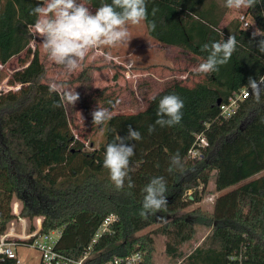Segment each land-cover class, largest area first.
Listing matches in <instances>:
<instances>
[{
  "label": "trees",
  "instance_id": "obj_1",
  "mask_svg": "<svg viewBox=\"0 0 264 264\" xmlns=\"http://www.w3.org/2000/svg\"><path fill=\"white\" fill-rule=\"evenodd\" d=\"M41 2L0 0V64L29 49L36 20L31 9ZM85 2L97 9L111 0ZM219 6L217 0H147L148 19L156 24L154 31L147 30L158 42L204 60L203 44L227 40L234 34L237 49L218 72L205 74L204 81L193 86L174 81L157 92L144 110L112 114L105 123L104 142L91 151L75 136L66 105L54 107L59 94L50 93V84L42 81L45 66L39 53L22 60L29 63L9 80L21 84L20 88L0 93V233L13 219V202L18 200L24 216L32 221L43 217L44 231L61 229L60 250L79 258L113 214L117 219L94 244L95 255L90 260L91 264H104L115 256L151 250L152 234H136L163 217L166 222L153 234L166 237V252L174 259L183 256L182 246L193 239L197 224L212 228L180 264H229L230 255L242 248L252 262L264 264V96L259 103L252 96L242 100L226 119L220 118L217 104L245 88L250 76H264V54L256 46L264 37L252 40L251 21L247 28L237 19L223 25L228 9ZM153 8L158 9L155 16ZM248 14L256 28L264 31V0H257ZM3 79L0 69V85ZM168 94H177L184 101L182 121L174 127L157 126L149 134L148 126L157 118L158 101ZM129 126L142 135L138 142H126L135 144L130 163L135 186L128 189L126 182L123 190H117L103 159L107 144L117 135L126 136ZM202 132L209 145L203 158L194 163L188 152ZM177 152L186 169H194L179 179L167 171L171 156ZM158 176L167 181L168 208L142 217L143 188ZM212 177L221 192L212 210L206 213L195 208L176 216L200 199L187 192L194 188L198 193L200 186L205 189ZM145 262L144 258L142 264ZM1 264L15 261L6 259Z\"/></svg>",
  "mask_w": 264,
  "mask_h": 264
},
{
  "label": "rangeland",
  "instance_id": "obj_2",
  "mask_svg": "<svg viewBox=\"0 0 264 264\" xmlns=\"http://www.w3.org/2000/svg\"><path fill=\"white\" fill-rule=\"evenodd\" d=\"M82 2L95 11L85 0ZM221 9L225 0H217ZM247 11V13H246ZM245 14L253 24L250 31L256 29L255 22L248 9H228L223 18V25L232 20H241ZM243 25V24H242ZM129 31L133 37L128 45L122 44L113 48L101 47L89 53L81 66L73 73H67L62 66L50 61L47 52L42 46L41 38L35 34L29 45V49L22 54L13 57L8 63L1 64L4 79L1 83V92L17 90L21 84H11L10 79L17 70L24 68L29 61L23 59L34 57L38 52L41 61L45 66V73L42 81L48 84L60 83L67 88L75 89L80 99L75 106L66 105L72 128L75 136L85 142L88 151L98 148L104 142L103 126L92 125L91 112L100 107H109L112 114L137 113L147 108L150 99L160 90L164 89L174 81H182L188 86H193L205 80V74L195 71L196 67L203 62V59L195 54L185 51L176 46H168L158 42L149 35L145 22L139 25H129ZM187 192L190 197L197 194L200 199H196L184 210L175 214L182 216L188 214L195 208H200L202 212H210L213 208V201L209 199L212 195L221 193L216 190L214 178L204 189L200 186ZM166 221L159 218V223H154L150 227L137 233L136 236L152 234L154 244L151 250H144L145 264H180L185 256H188L196 249L205 237L212 231V228L203 224L195 226L196 233L192 240L182 246L183 256L174 259L166 252V237L164 235L153 234V230L160 227ZM19 255L24 264H39L40 252L29 247L19 249Z\"/></svg>",
  "mask_w": 264,
  "mask_h": 264
},
{
  "label": "clouds",
  "instance_id": "obj_3",
  "mask_svg": "<svg viewBox=\"0 0 264 264\" xmlns=\"http://www.w3.org/2000/svg\"><path fill=\"white\" fill-rule=\"evenodd\" d=\"M257 0H225L227 9H248L255 7ZM158 11L152 9V16ZM31 15L36 17L33 25L35 34L42 40V46L48 54L50 61L62 66L67 73L76 71L89 53L95 49L106 47L113 48L127 44L133 38L129 25L147 23L149 30L156 28L155 21H149L147 0H111V3H102L94 12L82 0H42L31 9ZM264 37V31L256 28L252 33V40ZM251 43V41H250ZM238 40L230 34L227 40L205 43L201 51L206 53V58L195 71L200 74H212L226 65L236 51ZM259 53L264 54V39L257 42ZM246 95H251L257 103L264 96V76L259 79L248 78L244 85ZM50 93H58L59 101L54 107L65 105L75 106L80 95L75 89L67 88L64 84L51 83ZM155 100V97H152ZM184 101L177 94L162 96L156 109V120L148 126L149 134L156 127H174L181 123L183 118ZM92 125L103 126L112 119L109 107L97 106L91 112ZM142 135L138 130L128 127V134L124 137L116 136V140L107 144L103 159V167L109 171V178L117 190H123L135 185L131 179V158L135 155V144L127 141L138 142ZM169 173H176L177 179L194 169H186L185 161L177 152L172 155L167 168ZM144 196L140 215L147 218L158 212H165L168 208L167 194L169 188L164 176L153 177L143 188ZM160 219H164L160 217Z\"/></svg>",
  "mask_w": 264,
  "mask_h": 264
},
{
  "label": "built area",
  "instance_id": "obj_4",
  "mask_svg": "<svg viewBox=\"0 0 264 264\" xmlns=\"http://www.w3.org/2000/svg\"><path fill=\"white\" fill-rule=\"evenodd\" d=\"M241 21L244 28L250 26V22L245 15L241 16ZM17 87L20 88V86ZM245 93L246 88H241L235 91L227 101L222 102L219 105L220 118H229L236 111L239 103L251 96ZM208 145L209 140L206 134L204 132L197 134L195 143L188 152L189 158L194 163L200 161L204 156L203 150ZM216 197L217 194L212 195L209 199L214 202ZM13 213V219L8 222L5 230L0 233V264L4 263L6 259L14 260L15 264H24L19 255V249L22 247H29L39 251V264H91L90 260L95 255L93 250L94 244L98 242L100 237L109 230L111 224L117 219V216L113 214L107 217L98 229L95 238L85 254L79 258H74L63 253L59 248L60 238L62 236L61 229L44 231L43 217L39 216L32 221L24 216L21 212V203L18 200L13 202ZM144 258L145 255L142 251H135L125 256H115L104 264H142ZM229 264L255 263L248 258L246 248H242L230 255Z\"/></svg>",
  "mask_w": 264,
  "mask_h": 264
},
{
  "label": "water",
  "instance_id": "obj_5",
  "mask_svg": "<svg viewBox=\"0 0 264 264\" xmlns=\"http://www.w3.org/2000/svg\"><path fill=\"white\" fill-rule=\"evenodd\" d=\"M221 103H222V100L219 99L218 102H217V104H218V105H221Z\"/></svg>",
  "mask_w": 264,
  "mask_h": 264
},
{
  "label": "crops",
  "instance_id": "obj_6",
  "mask_svg": "<svg viewBox=\"0 0 264 264\" xmlns=\"http://www.w3.org/2000/svg\"><path fill=\"white\" fill-rule=\"evenodd\" d=\"M169 46V45H168Z\"/></svg>",
  "mask_w": 264,
  "mask_h": 264
}]
</instances>
